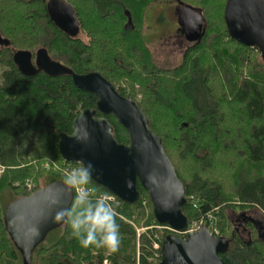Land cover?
<instances>
[{
    "label": "trees",
    "instance_id": "trees-1",
    "mask_svg": "<svg viewBox=\"0 0 264 264\" xmlns=\"http://www.w3.org/2000/svg\"><path fill=\"white\" fill-rule=\"evenodd\" d=\"M0 1V31L15 47L44 45L51 59L75 73H101L139 104L185 185L183 212L189 223L204 218L206 226L227 238L228 250L220 255L225 264H264V236L251 223L250 236L237 233L232 217L251 208L264 216V68L245 61L244 54L261 53L258 47H248L229 33L227 0H174L203 10L205 29L184 51L182 63L171 70L155 65L143 33L148 6L171 0H91L92 11L66 0L75 8L81 29L98 32L99 43L92 44L55 25L42 0ZM129 14L134 28L125 27ZM106 18L113 26L102 24ZM244 63L249 64L246 70ZM123 80L125 87H117ZM137 93L141 100L135 98ZM96 102V95L76 87L70 74L28 76L20 72L10 50L0 51V264H22L4 223L3 192L29 195L41 186L29 190L27 184L38 183L43 176L46 185L64 181L66 167L79 163L62 157L59 135L71 133L75 116L95 108ZM105 116L118 142L128 143L127 129L113 114ZM89 187L97 196L109 194L93 181ZM139 191L133 204L118 198L111 203L121 233L117 252L82 247L65 223L34 250L32 263L104 264L108 259L110 264H156L161 250L153 246L155 234L162 243L173 231L164 227L159 232L161 225L141 183ZM144 198L151 206L148 213ZM136 226L146 230L137 233Z\"/></svg>",
    "mask_w": 264,
    "mask_h": 264
},
{
    "label": "water",
    "instance_id": "water-1",
    "mask_svg": "<svg viewBox=\"0 0 264 264\" xmlns=\"http://www.w3.org/2000/svg\"><path fill=\"white\" fill-rule=\"evenodd\" d=\"M187 7L180 23L193 33L192 40L198 41L205 29L203 10ZM48 11L68 34L78 30L79 20L69 2L51 0ZM225 21L233 38L248 47H258L264 58V0H227ZM130 24L133 21L129 14L126 27ZM5 42L8 40L0 33V44ZM14 61L20 72L28 76L39 72L50 76L70 74L76 87L96 95V107L82 109L73 119L72 132L59 135L60 154L69 162L91 164L92 181L124 203L139 200L141 183L152 201L156 221L176 232L164 237L160 264H225L220 255L228 250L227 238L215 235L208 227L180 235L189 226L183 212L186 188L161 136L150 128L149 118L135 100L123 96L101 73H75L51 59L44 49L36 60L30 51L20 50ZM109 114L127 129L128 143L118 142L114 127L105 116ZM74 198L73 190L64 181L56 180L7 205L4 223L23 264H33L34 250L51 231L65 224L55 219L56 213L71 207Z\"/></svg>",
    "mask_w": 264,
    "mask_h": 264
},
{
    "label": "rangeland",
    "instance_id": "rangeland-1",
    "mask_svg": "<svg viewBox=\"0 0 264 264\" xmlns=\"http://www.w3.org/2000/svg\"><path fill=\"white\" fill-rule=\"evenodd\" d=\"M73 1L75 5H77V8L80 10L85 9V11L86 10L92 11L93 9L91 0H73ZM175 3L176 1L174 0L165 1V2H155V3L153 2L148 6L145 12V24H143L144 38L150 47V50L152 53V59L154 60L153 62L159 69L171 70L172 68H175L176 66L180 65L183 60L184 51L186 50L187 42L184 41L183 38L178 37V35L175 34L174 25L170 26L171 24L176 23V21H174V16H173V12L175 9ZM0 6H2V3L0 4ZM18 12L22 14L21 10ZM19 13L15 12V14H19ZM112 23L114 22L110 21L109 18H106L102 21V24H104L105 26H111V25L113 26ZM80 37L86 43L92 44V43H95L96 41H97L96 43H99V40H98L99 36L96 30L81 29ZM91 37L92 38L94 37L96 40H94L93 42ZM18 45H22V44H18ZM37 45L38 44H35L32 47H36ZM244 55H245L246 63L250 64V62H258L262 64L264 68V58L261 53L254 50L253 52H248ZM246 63H244V66L247 65ZM249 64L246 67L242 68V70H246L249 67ZM217 80L218 78H216L214 81H217ZM173 84L174 83L171 84L172 87L174 86ZM125 85H126L125 80H123V81H120L116 86L125 87ZM136 88H139L138 84L136 85ZM135 98L137 100H141V94L137 93L135 95ZM48 166L49 164H47V167ZM54 167L57 168V164H55ZM46 182H47V178L43 176L39 178L38 183L33 182V186L35 185L37 186L38 184V186L43 187L46 185ZM16 197L17 198L19 197L16 191L6 190L2 194V204L6 206ZM143 205L145 206L147 213L150 212L151 206L148 202V199L144 198ZM248 211L249 212H245V213L241 212L239 213V215L247 214L248 216H251L256 219L260 215L263 216V213L260 210H255V209L253 210L251 208V209H248ZM196 221L194 222L196 223ZM136 229H137V233H140L146 230V227L136 226ZM158 229L160 230L159 232L161 234L164 232V227H158ZM52 236L53 234H51L48 237L51 238ZM154 262L156 264H159L160 259L155 258ZM104 264H110V261L106 259L104 260Z\"/></svg>",
    "mask_w": 264,
    "mask_h": 264
},
{
    "label": "clouds",
    "instance_id": "clouds-1",
    "mask_svg": "<svg viewBox=\"0 0 264 264\" xmlns=\"http://www.w3.org/2000/svg\"><path fill=\"white\" fill-rule=\"evenodd\" d=\"M91 164L72 169L64 178V185L75 190L69 208H61L55 219L66 223L72 235L84 248L95 247L115 253L121 245L118 213L107 197L97 196L89 185L92 181ZM131 186V185H129Z\"/></svg>",
    "mask_w": 264,
    "mask_h": 264
},
{
    "label": "flooded vegetation",
    "instance_id": "flooded-vegetation-1",
    "mask_svg": "<svg viewBox=\"0 0 264 264\" xmlns=\"http://www.w3.org/2000/svg\"><path fill=\"white\" fill-rule=\"evenodd\" d=\"M42 1L45 3V7L48 11V5H49V2L51 0H42ZM188 9L189 8L187 7V5H184L183 3H179V2L177 3L176 2L175 3V9L173 12L174 21H176V23L170 25V26L174 25L175 26V34H177L178 37L183 38V40L187 42L186 49L189 46L193 45L195 42H197L195 40H192L193 33L190 32L188 29L184 28L183 26H181V23H180V20L183 16V13L186 12V10H188ZM197 11H200V10H197ZM75 12H76V10H75ZM51 19H52V17H51ZM52 22L55 25H57L56 20L52 19ZM128 27L134 28V24L133 25L130 24V25H128ZM128 27H126V28H128ZM0 33L3 37H5L8 40L7 43L5 42V43L0 44V51L10 50L13 53V55H15L20 50H28L32 53L33 60H36V55H39L40 52L43 51V49L47 50L48 55H51L50 52L48 51V49L46 48V46H44V45L41 46V44H38L36 47H33V49L15 47L10 38H8L1 31H0ZM80 34H81V24L79 23L78 30L74 34H68V35H70L71 37H73L75 39H82L80 37ZM232 217H233L234 226L236 228L237 233H240L241 235L245 234V236H247V235L250 236V227L252 224V225H254V228L257 231L258 235L262 236V237L264 236V216L260 215L256 219V218H253L251 216H248L247 214H240L239 215V213L238 214L235 213V214H233ZM248 223H251V224H248Z\"/></svg>",
    "mask_w": 264,
    "mask_h": 264
},
{
    "label": "built area",
    "instance_id": "built-area-1",
    "mask_svg": "<svg viewBox=\"0 0 264 264\" xmlns=\"http://www.w3.org/2000/svg\"><path fill=\"white\" fill-rule=\"evenodd\" d=\"M82 165H72V164H70L69 166H67L66 167V169H65V174L67 175L72 169H74V168H79V167H81ZM48 167H50V166H48ZM2 171V170H1ZM27 186H28V189L29 190H31L32 188H33V185L32 184H30V183H28L27 184ZM74 191V193H75V190H73ZM76 194V193H75ZM101 197H107L108 199H109V201L111 202V203H114L115 202V200H116V197L113 195V194H102V195H100ZM198 221V222H197ZM196 221V223L195 222H193L191 225H190V227H189V231H194V230H197V229H199L201 226H203L205 223H206V219H204V218H202V219H200V220H197ZM215 232L216 233H218V230L217 229H215ZM155 236H156V240H155V242H154V244H153V246H154V248H155V250H161V243H160V236L159 235H157V234H155Z\"/></svg>",
    "mask_w": 264,
    "mask_h": 264
}]
</instances>
